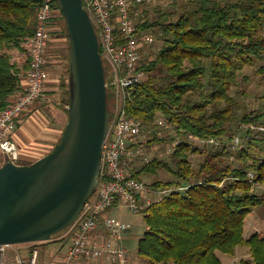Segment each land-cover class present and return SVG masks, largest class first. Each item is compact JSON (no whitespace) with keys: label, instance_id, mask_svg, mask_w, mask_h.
Masks as SVG:
<instances>
[{"label":"trees","instance_id":"obj_1","mask_svg":"<svg viewBox=\"0 0 264 264\" xmlns=\"http://www.w3.org/2000/svg\"><path fill=\"white\" fill-rule=\"evenodd\" d=\"M162 1L167 7L154 9L152 18L144 11L136 24L139 33L152 32L159 45L155 58L142 62L143 82L131 92L127 110L145 129L158 118L173 128L168 140L154 137L143 143L168 148L178 138L168 159L141 161L135 176L142 180L165 170L171 180L150 185L175 191L146 208L147 231L137 252L152 264H223L217 253L233 257L246 248L250 264H264V237L246 235L249 215L264 206V192L247 180L254 172L264 184V104L240 107L231 96L233 89H242L241 80L250 82L246 71L257 66L264 83V0ZM40 2L0 0V112L21 88L13 52H21L22 42L34 36ZM61 20L67 38L63 15ZM67 60L66 113L69 49ZM189 135L218 145H191Z\"/></svg>","mask_w":264,"mask_h":264},{"label":"built area","instance_id":"obj_2","mask_svg":"<svg viewBox=\"0 0 264 264\" xmlns=\"http://www.w3.org/2000/svg\"><path fill=\"white\" fill-rule=\"evenodd\" d=\"M36 11L34 36L22 42L21 47L29 62L24 75L26 85L10 97L8 106L0 112V166L3 162L20 161V152L11 136L22 115L37 103L46 87L47 53L53 31L61 32L62 12L57 0H40ZM156 0H82L98 39L101 59L108 67L110 92L108 109L109 130L101 148L100 174L94 193L84 203L74 223L65 229L64 238L69 243L62 254H51L41 261L39 249H31L23 255L17 245H0L1 264H78L103 261L108 264H125L127 251L121 241L128 228L116 219L103 217L113 207H126L133 212L146 210L152 203L169 196L172 188H154L135 176V161L149 162L141 140L144 137L162 138L173 128L158 118L152 129H145L141 120L128 113L131 92L143 82L144 73L140 69L145 58L151 57L150 48L155 42L152 32L139 33L136 24L142 17V8ZM165 6V5H163ZM108 99V97L106 98ZM146 135V136H145ZM191 145L216 144L213 140H197L187 137ZM236 138L234 145L239 143ZM179 139L173 140V147ZM200 146V147H201ZM172 145L166 149L170 154ZM156 145L150 149L156 151ZM256 174L248 172L247 180L254 190L264 192V184L256 181ZM12 255H7V250Z\"/></svg>","mask_w":264,"mask_h":264},{"label":"water","instance_id":"obj_3","mask_svg":"<svg viewBox=\"0 0 264 264\" xmlns=\"http://www.w3.org/2000/svg\"><path fill=\"white\" fill-rule=\"evenodd\" d=\"M57 1L68 38V120L49 154L0 166V245L49 242L74 223L98 184L110 121L104 64L82 0Z\"/></svg>","mask_w":264,"mask_h":264},{"label":"rangeland","instance_id":"obj_4","mask_svg":"<svg viewBox=\"0 0 264 264\" xmlns=\"http://www.w3.org/2000/svg\"><path fill=\"white\" fill-rule=\"evenodd\" d=\"M167 4L168 3L166 1L163 2L162 0H156L153 4H151L149 6H145L142 8V16H143L144 11L149 10L148 17L152 18L154 15V13H153L154 9H158L157 7L165 8V7H167ZM163 5H165V6H163ZM52 36L50 39V44L56 43L57 45L51 46L50 48L48 46L49 50L47 49L48 50L47 51L48 56H49V60H48L49 64L47 66L46 81H49V77L52 80H54L53 79L54 76L49 75L51 70H54V72L52 74L55 75L59 79V83L67 84L68 82L65 80L68 79V75H67L68 40L66 38V46H65V48H62V47H60L61 43H65V42H61V39L56 40ZM52 39H54L53 42H52ZM158 45L159 44L156 43L150 48V56L151 57L145 58L143 60V62L147 61V60H152L155 58L156 52L158 51ZM17 52H18V50L13 52L14 53L13 57L18 55ZM18 53L23 54L24 50L22 49V51L21 52L19 51ZM261 66H264V61H263ZM257 68H259V66L246 71V73L248 74V78L250 80L249 83H247L246 81H242V80L240 81V84H241L240 88L246 89V90L235 88L231 91V96L237 100L239 99V103H237V105L239 104L240 107L248 106L251 108H257L259 106V101H260V105L264 104V83L260 84L262 79L260 78V75L258 74V72H256ZM107 69H108V67H107ZM242 91H244L246 93L248 92L246 97H242V95L236 94L237 92H242ZM60 93H61V91L59 90V94ZM196 99H198V98H196ZM109 102H110V100H109ZM62 111H63L62 122H61V129L62 130H61V133L59 134L57 143L59 142V140L62 136V132H63L64 128L66 127L67 120H68L65 109H62ZM172 135H173V133L166 132L164 137L166 138L167 136H172ZM168 138H170V137H168ZM148 139H151V138L149 136L144 137L143 143H145ZM167 143H169V142H167ZM54 146L53 145L51 146L48 143V145L46 146V148H48V151L42 152L41 153L42 156H40L38 154V156H40V157L35 155L30 159H24V160L21 159V161H18V164H23V165L31 164V163L35 162V160H38V158L40 159L41 157L45 156L46 154H49V152L53 149ZM159 147L160 146H158L156 151L150 150V147H145V151H146V154H147V157L149 158V160H151L154 157H159V158H163L166 160L168 159L169 155L164 153L167 148H165L164 146H161L162 148H159ZM171 178L172 177H171L169 172H167L165 170H159V171H157L156 174H149V175L144 176V178L142 177V180L146 184H152V183L157 182V181H160V182L169 181V180H171ZM259 193H261V192H259ZM106 217L116 219V221L123 223L128 228V230H125L124 232H122L123 236H122V241H121L123 247L127 251V259H126L127 262L125 264H152L149 262L148 259L139 256V254L137 252L138 241L143 237L144 233L147 231V226H146V222H145V219H146L145 218V210H142L139 212H133L126 207H119L118 206V207H113L106 214ZM254 232H257L260 236L264 237V206L254 208L252 213L249 215V217L247 219L246 235L248 236ZM64 234H65V231H62L56 235H53L50 243L45 244V245L49 246L47 251L48 250H53V251L57 250V248L60 247V244H62V246L66 245L67 243H65L66 238H64ZM45 245H42V244L36 245V246H33L31 249H35L36 247L39 249L40 247H43ZM7 255L8 256L12 255V251L10 249L7 250ZM217 256L219 257V259L221 260V262L223 264H242V262L250 264V257H249L248 250L246 248H239L236 255L233 257H230L228 255H224L221 253H217Z\"/></svg>","mask_w":264,"mask_h":264},{"label":"crops","instance_id":"obj_5","mask_svg":"<svg viewBox=\"0 0 264 264\" xmlns=\"http://www.w3.org/2000/svg\"><path fill=\"white\" fill-rule=\"evenodd\" d=\"M62 36V37H61ZM56 40L61 39L62 48L66 46V38L63 32H56L53 36ZM54 39H52V42ZM57 45L56 43H49V48L51 46ZM49 50V49H48ZM47 50V51H48ZM48 53V52H47ZM68 53V51H67ZM17 56L13 57L14 63L20 69V82L21 87L26 85L25 74L27 69L25 68L27 64L26 55L24 53H18ZM54 70H51L49 75L54 76V80L49 77V81L46 83V87L43 92V97L35 103L27 113L22 115L21 119L18 121L15 130L12 133V140L17 145L20 152V161L21 159H30L33 156H40L42 152L48 151L46 146L48 145H56L58 141L59 134L61 133V122H62V109H65V91L63 83H59V79L53 75ZM68 81V80H65ZM59 90L61 93L59 94ZM60 95V96H59ZM15 95L11 96L14 97ZM62 99V100H61ZM151 150V149H150ZM38 156V157H40ZM39 159V158H38ZM8 161V160H7ZM7 161L3 162L6 163ZM18 164V162H17ZM23 165V164H22ZM135 169H138V166L142 165L141 160L137 159L135 161ZM150 185V184H149ZM112 209V208H111ZM109 209L103 214V217L106 218V214L111 210ZM51 241V240H50ZM33 243L36 245H45L47 243ZM66 245L60 244V247L57 250H48V245L39 248L41 254V261L44 262L47 260L48 256L51 254H62L66 251L69 243ZM21 253L23 255H28L27 251L30 250V246H26L25 244L17 245ZM78 264H108L103 261L86 263L83 261L78 262Z\"/></svg>","mask_w":264,"mask_h":264}]
</instances>
